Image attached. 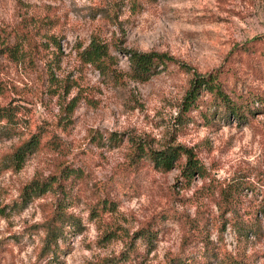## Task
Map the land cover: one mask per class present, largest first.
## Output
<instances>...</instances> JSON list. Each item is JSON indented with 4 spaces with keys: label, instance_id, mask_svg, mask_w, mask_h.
<instances>
[{
    "label": "rangeland",
    "instance_id": "1",
    "mask_svg": "<svg viewBox=\"0 0 264 264\" xmlns=\"http://www.w3.org/2000/svg\"><path fill=\"white\" fill-rule=\"evenodd\" d=\"M260 34L264 0H150L136 7L130 0H0V47L20 44L17 59L0 50V106H13L18 119L14 132L0 123V264H166L195 225L233 264H264V113L246 123L207 124L198 115L188 125L175 121L190 69L228 65L244 83L264 87L227 58ZM92 39L108 51L95 63L81 56ZM130 49L175 62L139 81L130 74ZM33 132L43 133V146L14 166L11 152ZM136 139L156 149L191 147L205 175L184 182V156L170 170L146 157L131 163ZM64 164L80 172L65 205L78 224L66 226L51 258L40 254L39 223L57 193L21 204L20 190ZM228 188H237L231 203L239 214L260 221L258 235L243 239L229 224ZM144 227L155 234L150 242L137 236Z\"/></svg>",
    "mask_w": 264,
    "mask_h": 264
},
{
    "label": "trees",
    "instance_id": "2",
    "mask_svg": "<svg viewBox=\"0 0 264 264\" xmlns=\"http://www.w3.org/2000/svg\"><path fill=\"white\" fill-rule=\"evenodd\" d=\"M149 3L150 0H130V6L136 7ZM20 44L6 43L0 50L3 54L11 56L13 59L19 57ZM106 43L98 39L92 41L81 51L84 61L95 63L107 56ZM130 62L131 76L139 81H145L151 73L155 72L159 65L164 66L167 61H173V57L166 53H157L155 51H138L130 49L127 51ZM227 58L229 61L239 62L243 69L255 76L264 85V34L257 35L251 42L242 43L233 47ZM187 69H190L189 67ZM191 77L189 84L185 89L177 111L179 125H188L195 122L196 115L201 117L204 123L212 124L216 119L226 118L235 120L238 123H246L249 118L258 113H264V87L252 86L239 79L234 68L228 65L209 69L205 72H199L190 69ZM1 90V87H0ZM0 123L7 126V130L14 132L18 128V119L16 112L11 105L0 106ZM10 131L8 133H11ZM43 133L33 132L14 147L11 152L10 162L16 167H20L26 156L38 151L43 146ZM118 140L117 136H113ZM134 151L131 154L130 162L137 165L143 158H147L156 169L170 170L178 160L184 156V162L178 163L182 180L191 183L195 174L205 175V167L195 151L191 147L179 143H165V146L159 149L146 147L140 139L134 140ZM79 169L71 164L61 166L59 172L45 177H34L25 183L20 190L21 204H24L32 198L38 197L49 190L57 193V201L52 207L48 217L39 223L44 235L42 239V248L40 254L53 258L57 254L59 243L67 233V225L77 226L75 216L67 211L68 199L72 196V188L79 178ZM189 185V184H187ZM237 188H228L224 191V197L227 203L224 205V214L231 213L228 218L229 224L236 229L243 239L249 236L258 235L260 221L251 218V215L243 216L239 213L231 202L234 200V193ZM264 208V204H261ZM163 219L169 217L165 215ZM200 227L195 225L184 235L179 249L175 254H171L166 264H211L213 260L221 264H233L230 258L221 254V249L213 245L209 238L200 231ZM145 230L139 231L137 236L150 242L155 235L150 227H144Z\"/></svg>",
    "mask_w": 264,
    "mask_h": 264
}]
</instances>
